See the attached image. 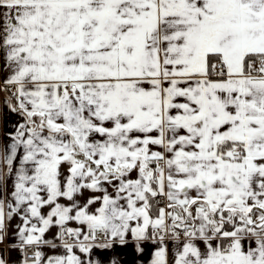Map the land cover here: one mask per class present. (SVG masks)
Segmentation results:
<instances>
[{
  "label": "snow or ice",
  "instance_id": "snow-or-ice-1",
  "mask_svg": "<svg viewBox=\"0 0 264 264\" xmlns=\"http://www.w3.org/2000/svg\"><path fill=\"white\" fill-rule=\"evenodd\" d=\"M0 264H264V0H0Z\"/></svg>",
  "mask_w": 264,
  "mask_h": 264
},
{
  "label": "crops",
  "instance_id": "crops-1",
  "mask_svg": "<svg viewBox=\"0 0 264 264\" xmlns=\"http://www.w3.org/2000/svg\"><path fill=\"white\" fill-rule=\"evenodd\" d=\"M13 255L15 256V253Z\"/></svg>",
  "mask_w": 264,
  "mask_h": 264
}]
</instances>
